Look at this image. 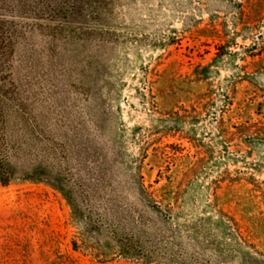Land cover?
Listing matches in <instances>:
<instances>
[{
  "label": "rangeland",
  "instance_id": "rangeland-1",
  "mask_svg": "<svg viewBox=\"0 0 264 264\" xmlns=\"http://www.w3.org/2000/svg\"><path fill=\"white\" fill-rule=\"evenodd\" d=\"M178 263L264 264V0H0V264Z\"/></svg>",
  "mask_w": 264,
  "mask_h": 264
},
{
  "label": "trees",
  "instance_id": "trees-1",
  "mask_svg": "<svg viewBox=\"0 0 264 264\" xmlns=\"http://www.w3.org/2000/svg\"><path fill=\"white\" fill-rule=\"evenodd\" d=\"M3 183H7V182H3ZM177 263V262H176ZM179 264V263H178Z\"/></svg>",
  "mask_w": 264,
  "mask_h": 264
}]
</instances>
